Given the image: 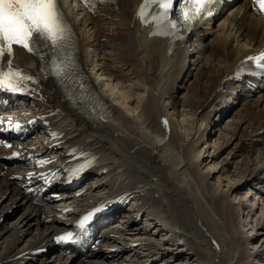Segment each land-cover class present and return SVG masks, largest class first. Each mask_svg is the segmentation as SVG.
Wrapping results in <instances>:
<instances>
[{"label": "bare ground", "instance_id": "6f19581e", "mask_svg": "<svg viewBox=\"0 0 264 264\" xmlns=\"http://www.w3.org/2000/svg\"><path fill=\"white\" fill-rule=\"evenodd\" d=\"M141 3L59 0L80 63L108 110L104 120L82 114L52 89L58 81L48 49L44 61L15 49L14 67L40 83L32 103L28 93L20 100L22 115L56 109L58 115L48 124L61 132L65 153L84 154L65 165L64 173L90 158L97 162L86 171L106 173L95 180L86 177L78 195L39 207L16 184L20 175L34 173L30 162L21 161V168L5 162L0 264L264 260V237L257 244L255 237L264 235V91L231 78L240 60L264 46V21L245 1H236L226 15L185 42L179 31L153 35L137 18ZM246 185L252 188L242 197ZM104 196L116 206L113 215L121 217L111 224L115 228L102 230L101 248L85 259L39 255ZM128 199L131 205L123 207ZM10 214L16 217L4 225ZM254 216L246 235V221ZM129 234L132 238L126 239Z\"/></svg>", "mask_w": 264, "mask_h": 264}, {"label": "snow or ice", "instance_id": "6c2138e0", "mask_svg": "<svg viewBox=\"0 0 264 264\" xmlns=\"http://www.w3.org/2000/svg\"><path fill=\"white\" fill-rule=\"evenodd\" d=\"M84 2L88 4L91 0ZM177 2L178 0H142L137 18L141 24L153 25V35H169L177 30V21L172 18L173 12L191 22L201 16L211 15L214 0H183L179 8L175 7ZM253 4L264 14V0H253ZM69 35L70 29L59 7V0H0V89L15 92L20 90L25 81L31 80L30 76L21 75L18 66L13 67L15 49H23L44 61L43 50L48 49L53 54L59 52ZM247 59L255 62L257 68L264 69V52ZM50 63L55 75L60 76L62 65L55 59ZM87 219L88 217L84 218L85 221Z\"/></svg>", "mask_w": 264, "mask_h": 264}, {"label": "rangeland", "instance_id": "374dc122", "mask_svg": "<svg viewBox=\"0 0 264 264\" xmlns=\"http://www.w3.org/2000/svg\"><path fill=\"white\" fill-rule=\"evenodd\" d=\"M192 78V77H191ZM190 77H189V79H191ZM180 96V95H179ZM228 119V116H226L225 117V119H224V121L225 120H227ZM218 136H214L213 137V140H215L216 138H217ZM225 155L223 154V155H221V157L220 158H223ZM251 188H252V185H246V186H244V190L242 191V197L245 195V194H243V193H247L248 192V190L250 189L251 190ZM254 193H255V191H254ZM129 210V209H128ZM128 210H126V211H128ZM13 215V214H12ZM11 216V214L9 215V216H7V217H10ZM16 217V215H14V216H11V218H7V219H5V221H4V225H6L7 224V226H9L8 224H10L13 220H14V218ZM255 217L256 216H254V217H252V219H250V220H248V221H246V224H248V226H246V231H245V233L244 234H249V232L251 231V227L253 226V220L255 219ZM143 219H145V218H143ZM143 223H144V220H143V222H141V223H139L140 225H143ZM139 224H136V226L137 225H139ZM151 233H153V231L151 232ZM254 234H258V233H256V232H254ZM150 235H152V234H150ZM131 235L129 234V235H126V239H131L132 237H130ZM165 237V240H167L166 238H167V236H164ZM255 237H256V239H257V241H256V244L264 237V235L263 236H260V235H255ZM153 239L154 240H157L158 239V237L157 236H153ZM249 248H251L250 246H249ZM176 251H178V250H176ZM179 262V261H178ZM193 261H188V260H186V259H184V260H182V261H180V264H195V263H192ZM71 262H69V263H67V264H70ZM172 264V263H171ZM252 264H264V260H262V262L261 263H259L257 260H255V261H252Z\"/></svg>", "mask_w": 264, "mask_h": 264}]
</instances>
